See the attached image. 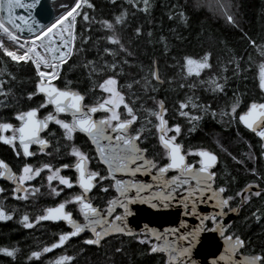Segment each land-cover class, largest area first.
Listing matches in <instances>:
<instances>
[{
    "label": "trees",
    "instance_id": "16d2710c",
    "mask_svg": "<svg viewBox=\"0 0 264 264\" xmlns=\"http://www.w3.org/2000/svg\"><path fill=\"white\" fill-rule=\"evenodd\" d=\"M230 1L235 24L201 6L198 0H148L147 5L144 0H88L93 7H84L82 11L87 12L89 21L77 17L75 50L55 83L61 89L80 92L85 97V105L89 106L105 98L99 84L109 76H115L118 90L138 115L133 128L144 126L140 146L147 149L148 158L155 159L161 166L167 159L155 127L158 122L149 110L159 111L158 105L163 102L167 128L180 126L176 142L182 145L190 163L198 159L188 153L198 149H209L219 156L216 184L227 188L225 195H235L249 184L261 188L262 196L250 197L243 205L239 197L231 201L234 206L240 205L241 210L229 228L230 234L246 240L243 253L259 254L264 253L263 150L259 139L239 123L238 117L251 102H264L258 76L264 48V0ZM143 8L146 11H142ZM121 14L123 21L116 24V17ZM104 21L112 23L113 29H108ZM138 28L139 35L136 33ZM113 34L120 39L123 50L108 42L107 37ZM105 49L112 50L113 54ZM206 55L210 67L202 69L199 76L195 71L188 75V67L193 68V65H186V58L199 62ZM112 63L117 65L115 71L108 69ZM155 66L159 82L152 76ZM212 80L221 84L223 90L213 91ZM0 81L3 82L0 84V123L15 125L17 114L33 108L38 109L41 117L52 112L48 106L39 107L44 103L42 96L35 94L29 99L38 81L32 63L12 61L1 48ZM128 84L132 87L128 88ZM189 100L197 107L193 109L189 103L181 110L180 103ZM237 102L236 112L231 113L232 105ZM119 111L124 112L122 107ZM181 111L199 118L193 121L182 116ZM61 119L69 122L67 117ZM167 135L171 137L175 133L169 131ZM45 136L50 143L48 149L45 152L35 150L33 159L28 162L21 154H16L20 152L17 145L14 148L0 143V157L20 174L25 163L34 167L47 163L53 168L73 164L75 158L69 153L75 146L89 157V170L106 175L93 147L83 135L74 133L73 140L67 141L63 130L54 124ZM251 153L254 163L248 158ZM62 174L75 183V173L70 169L63 170ZM46 175L43 172L33 182L39 188L38 196L26 200L15 198L17 194L12 186L0 182V189H3L0 205L11 214V219L0 221V248L15 250L14 259L0 254V264H55L64 255L73 257L71 264H165L163 254L150 253L152 242L142 235L113 237L100 247L85 244L89 236H84L71 241L62 250L45 255L42 249L68 229L63 223H40L35 222V218L44 214L47 208L79 193L77 186L72 189L59 186L58 189L63 188V191L60 196H53ZM101 187L108 191H101ZM114 196L112 183L103 180L96 185L90 199L95 206L105 209ZM66 208L72 211L74 218L80 219L75 204H68ZM254 212L260 216L259 220L253 216ZM24 215L34 222L33 227H24ZM139 239L149 242L141 244ZM33 251H40L41 256L30 258Z\"/></svg>",
    "mask_w": 264,
    "mask_h": 264
},
{
    "label": "snow or ice",
    "instance_id": "6c2138e0",
    "mask_svg": "<svg viewBox=\"0 0 264 264\" xmlns=\"http://www.w3.org/2000/svg\"><path fill=\"white\" fill-rule=\"evenodd\" d=\"M131 2V0H130ZM148 0H144L147 5ZM36 3V0L25 2V0H0V21L4 22L5 26L10 31L15 30V33H22L27 31L31 38V44L35 47L36 52L38 48L42 49V46L48 43L49 47H52L50 41L54 40V51L51 55V62H38L29 56V48L27 40L21 42L20 37L17 36L13 41L18 49H24L22 53L7 52L6 55L12 59V61H31L38 81L34 93L29 94V99L32 95L37 93L43 94L44 103L40 104V108L52 105L54 112H50L43 119L37 118L38 109H31L26 112L17 114L16 119L21 122L18 128L13 129L10 123H0V142L12 145L15 148V141L18 139L20 148L22 150L23 157L27 158L35 155L34 152H30L29 147L32 144L40 146L41 152L48 147V141L40 136V133L46 129L49 123H54L63 130L64 139L72 141L74 133L79 131L85 134L95 146L96 155L100 162L106 166L107 176L101 175L97 171H91L87 168V161L89 157L73 146L70 151V155L75 158L74 165L64 164L60 167L53 168L50 164H43L41 167H33L30 164L25 163L20 171L19 175H15L6 163L0 161V177L6 178L12 181L16 187L13 189L14 193H19L15 198L26 199L28 189L25 187L26 182L31 181L36 176H39L41 171L47 170L46 180L50 192L53 196H60L63 188H57L52 186V182L55 180L58 185L64 186V188L72 189L77 186L80 189L78 194H73L69 199L62 200L55 207H49L45 210L43 215H39L35 218V222L39 221H63L66 223L70 231L59 234L58 239L50 246L44 247L43 252H49L52 249L62 247L71 238L79 236L85 231L92 234L91 239L84 241L88 245H98L101 240L111 234H124L131 235V231L128 229L125 223V218L130 215L129 204L133 203V198L128 196L131 191L136 192V198L143 201L156 200L159 201L164 207H169L173 201L182 205L186 209L187 214H196L197 204L204 203L205 201H213V206L218 208L219 211L212 217L215 223L216 217H223L225 215L224 209L229 208L230 211L235 212V208H230V202L236 197H239L242 203H247L250 197H260L262 192L258 189L257 185L249 184L241 191L235 193V195H224L227 192L225 186L214 187L217 174L212 169L217 163V156L207 150H199L195 153L189 152L190 155H196L200 157L198 164L199 167H194L193 164L187 163L185 154H182V145L176 143V137L180 134L181 128L179 125H175L173 128H167V120L164 118L163 113L166 112L163 102H160L158 107L159 111L149 110V114L154 116L158 122L155 127L159 133L158 139L160 146L164 150V154L167 159V163L158 165L155 159H149L146 156L147 149L140 146L142 143V133L144 126L140 125L137 128H133L138 120V115L134 108L125 101V96L118 90V80L115 76H109L99 84L100 90L106 94L105 98L92 106H84L82 101L84 97L77 92L69 90H61L55 86H51V81L57 79L59 69L61 65L67 62L68 58L72 55L74 49V42L76 39V33L72 31L74 24V18L80 17L84 21H89L87 12H83L84 7L92 8L93 5L88 0H74L73 4L60 15L57 20L52 24L41 28L36 31L38 25L27 26L20 21V14L17 10L28 9L31 10V6ZM135 6V5H133ZM146 11V8L141 9ZM123 14L116 17L115 23L120 24L123 21ZM226 20L230 24H235L232 16H227ZM68 25L71 35H62V38H57V30L59 29L63 33L64 24ZM103 24L108 29H113V24L104 21ZM59 26V27H58ZM55 30V31H54ZM137 35L140 34V29H136ZM150 35V34H149ZM108 42L113 45H119L123 50V45L120 39L115 35L107 37ZM39 41V44L36 43ZM254 43V42H253ZM3 43L0 42V46ZM110 55L113 54L112 50L105 49ZM41 56H44V51L38 52ZM209 57L204 56L203 60L196 61L192 58H186V65H196L195 75H200V69L209 68ZM117 65L112 63L108 65L110 71H115ZM264 71V66H262ZM193 70L188 67V75H192ZM152 76L154 79H159L158 73L153 71ZM3 82L0 81V84ZM48 86H45V85ZM214 85L213 91H222L223 86L216 83L215 80L211 81ZM131 88L132 85H126ZM260 87L264 90V77L261 76ZM191 103V107L195 109L197 105L192 103L191 100L188 103H180L179 108L181 110L188 107ZM123 108V114L119 111ZM238 107V102L231 107V113H235ZM97 112H103L105 115L100 119H93V114ZM66 113L71 116V121H65L58 118L59 114ZM182 116L190 117L195 121L199 117L191 115L189 112L181 111ZM215 115V113H213ZM225 115V113H221ZM239 123L245 128L251 131L261 142L262 149H264V103H252L248 106L247 111L243 112L238 117ZM13 131V135L5 136V131ZM172 131L175 135L169 137L167 132ZM15 133H18L16 135ZM59 149H57L58 151ZM18 156L20 152L16 153ZM50 154V153H48ZM264 155V152H262ZM74 168L77 173L75 183L67 176L60 175L62 170ZM155 170V173H153ZM169 171H174L176 175L167 177ZM117 174L130 177V179H117ZM140 175H151L153 181L157 183L143 184L137 182L134 178ZM255 174V170H253ZM105 179L114 180V188L118 193V197L108 201L107 208L101 210L94 206L89 193L96 187V185ZM156 189L153 191V189ZM101 191H108V188L101 187ZM3 191V189H0ZM39 192V188L34 189L31 194ZM142 192H146V196H141ZM75 204L82 216V222H78L73 218L72 211L66 210V205ZM156 207V204L152 205ZM122 208V214H114L116 208ZM190 208V213L187 211ZM253 216L259 220L260 216L256 212ZM11 219V214L7 213L3 208H0V220ZM207 219V217H204ZM24 227H33L32 221H30L28 215L22 217ZM182 227L186 225L181 224ZM224 225H218L217 230L220 235L224 237L225 251L220 256V260L225 264H264V253L240 255L237 258L238 251L246 247V240L241 238L240 235L225 234ZM149 233L154 237L156 243L150 244V252L163 253L166 256L165 264H186V260L190 255L192 247L197 242V231L184 233L179 236L176 235L177 229H166L162 233H158L155 230H149ZM178 241H186V246H179ZM141 244L148 243L146 239H139ZM0 254L6 255L11 258H15V250L9 248H0ZM41 256L40 251H33L30 258H39ZM73 257L70 255H64L59 257L55 264H71ZM190 264V261L188 262Z\"/></svg>",
    "mask_w": 264,
    "mask_h": 264
},
{
    "label": "water",
    "instance_id": "95a60500",
    "mask_svg": "<svg viewBox=\"0 0 264 264\" xmlns=\"http://www.w3.org/2000/svg\"><path fill=\"white\" fill-rule=\"evenodd\" d=\"M11 2H12V0H10V3ZM17 2H19V0H17ZM25 2H29V4H31V0H25ZM69 6H70V4H69L68 0H36V3L31 6L30 12H28L27 8L25 9V11H23V10H17V11L20 14V21L22 24H26L27 26L38 25V27H36V31H39L41 28L46 27V26L52 24L55 20H57V18L60 15H62L65 12V10L67 9V7H69ZM76 22H77V19L74 18V24L72 27V31H74L75 33H76ZM0 23H1L0 24L1 30L5 31L4 30V28H5L10 33L14 34L16 37L19 36L20 39H22V40H24V39L25 40H31V38H30L31 34H29L27 31H24L22 33H19V32L15 33V30L10 31L9 28L6 27L4 22L0 21ZM62 35H71V32H69L68 25L66 24V21L64 24L63 33H61V31L59 29L57 30V38H62ZM75 41H76V39H75ZM37 42L39 43V41H37ZM48 43L49 42H46V44L44 46H42V48H44L43 51L46 53L47 59L49 60V62H51V55H52V52L54 51L55 41L54 40L50 41V43L52 44V47H49ZM33 49L36 52L35 47ZM40 50H42V49H40V48L37 49V51H40ZM74 50H75V42H74L73 53H74ZM36 53H38V52H36ZM73 53H72V55H73ZM72 55L68 58L67 62L70 60ZM64 64L61 65V69L59 70V74H58L57 79L59 78V75L62 71ZM155 71L158 73L156 66H155ZM57 79H55V80H57ZM55 80H53V81H55ZM53 81H51V86H55V87L59 88V86ZM156 81L159 82L160 80L156 79ZM45 86H48V85L46 84ZM59 89H61V88H59ZM61 90L74 91V92H77L80 95H82L80 92H78L76 90H72V89H61ZM37 94L39 96H42L44 99L43 94H40V93H37ZM252 103L259 104V103H264V102L254 101V102H251L250 104H252ZM82 104L84 106H86L85 105V97H84V100L82 101ZM47 106L51 107L53 110L52 112H54L52 105H47ZM89 106H92V105H89ZM245 111H247V109ZM98 114H105V113L97 112V113L93 114V119H100L103 117V116L97 117ZM60 116H66L71 121V116L69 114L61 113V114H59V117ZM37 118L38 119L44 118V117L39 116V111L37 112ZM16 121L18 124L12 125L13 129L18 128L21 125V122L19 120L16 119ZM238 121H239V119H238ZM53 124L54 123L50 122L48 127L40 133V136L43 137L45 140H47V138H45L43 136V134ZM245 129L248 130L247 128H245ZM10 132H12V131H10V130L5 131L3 133V135H5V136L13 135V134L8 135ZM249 132H251V131H249ZM76 133L81 134L84 137H86L87 140L90 142L91 146L93 147L95 153H96L95 146L91 143L90 139L85 134L80 133L79 131H77ZM15 134L18 135V133H15ZM256 138L259 139L258 137H256ZM1 143L4 145H9V144H5L3 142H1ZM15 143L20 148L18 139L15 141ZM176 143H178V142H176ZM49 145H50V143L48 141V147H49ZM34 148L40 149V146L36 145V144L30 145V147H29L30 152H33ZM261 149H262V146H261ZM20 150H21V148H20ZM199 150L210 151L209 149H198L197 151H199ZM262 150L264 152V149H262ZM210 152L217 156V163L214 166V168L212 169L213 171L216 172V169H217L218 164H219V156L216 153H214L213 151H210ZM21 153H22V150H21ZM182 154H185L183 152V149H182ZM32 157L33 156H30L27 158L24 157V158H25V160L29 161L32 159ZM97 159H98V157H97ZM185 159H186V162L188 163V159H187L186 155H185ZM199 159H200V157H198V161H199ZM262 160H263V164H264V155H262ZM0 161H3L4 163H6L8 165V167L12 170V172L15 175H17V173L12 169V167L7 162L2 160L1 158H0ZM98 161L106 169V166L104 164H102L99 159H98ZM192 164L194 165V167H197V168L199 167L198 163H197V166L194 163H192ZM87 168H88V165H87ZM70 169L75 171L74 168H70ZM106 172H107V169H106ZM153 173H155V170H153ZM172 173H175V172L169 171L166 175H169ZM76 175H77V173H76ZM175 175H176V173H175ZM116 178L117 179H130V177L122 176L120 174H117ZM134 179L137 182L143 183V184L155 185L157 183L156 181H153L151 175H147V174H145V175L137 174V176ZM106 180H109L112 182V188H113V191L115 193L114 198H117L118 193L115 191V188L113 186L114 180H112V179H106ZM0 182L6 183L12 187H16V185L12 181H10L6 178H3V177H0ZM252 185H257V184H252ZM214 187H217L216 182H215ZM94 189L95 188H93V190ZM93 190L89 193V198H90V194L93 192ZM155 190L156 189L154 188L153 191H155ZM253 190L254 191L255 190H261V188L258 186V189L254 188ZM140 195L143 197V196H146L147 193L142 192ZM128 196L133 198L134 202L128 205L131 214L125 218V223L127 224L128 229L131 231L132 234L131 235L111 234V235L104 237L98 245H90V246L100 247L104 241H106L110 238H113V237H117V236H124V237L131 238V237H137L139 235H143L145 237H148L153 243H156L154 237H152L149 233L150 229L155 230L158 233H162L166 229H177V233H176L177 236L184 234V233L197 231V242L192 247L190 255L186 260V264H188L189 261H190V264H225V262L221 261L219 258L222 254H224L226 245L224 242V237L220 235V232L217 230V228H218V225H221V224L224 225L225 226L224 231H225V234L227 235V232L229 230L230 225L234 222V220L240 214V210H241L240 205L237 207H234L236 209L235 212L230 211L229 208H225L224 209L225 215L222 218L216 217V221L214 223L212 217L219 211V209L215 208L213 206V204H214L213 201H205L204 203H198L197 209H196V214H187L186 215L185 214L186 209L182 205L177 204L175 201H173L169 207H164L162 204H160L159 201H156V200L143 201L141 199L136 198V192L134 190L129 192ZM114 198H112V199H114ZM153 204H156V207H153L152 206ZM241 204L243 205L244 203L241 202ZM187 211L190 213V208ZM122 213H123V209L117 207L114 214H122ZM204 217H207V219H204ZM73 218H74V216H73ZM74 219H76V218H74ZM76 220L78 222H82L83 218L81 216V220H79V219H76ZM39 222L40 223H52V224L63 223L66 226V228L70 231L69 226L66 223H64L63 221H57V222L39 221ZM182 222L184 225H186V227L181 226ZM209 222L213 223V225L210 228H208V226H207ZM84 236H89L87 239L93 238L92 234L90 232L85 231L84 233H81L79 236L71 238L68 242H66V244L64 246L52 249L49 252H44V254L49 255V254H52L56 251L62 250L71 241L77 240V239L84 237ZM178 245L179 246H186L187 242L186 241H178ZM240 251H238V253H237V258L240 255H246V254L239 253ZM150 253L151 254H163V253H152V252H150ZM163 255H164L165 261H166V256H165V254H163Z\"/></svg>",
    "mask_w": 264,
    "mask_h": 264
},
{
    "label": "rangeland",
    "instance_id": "374dc122",
    "mask_svg": "<svg viewBox=\"0 0 264 264\" xmlns=\"http://www.w3.org/2000/svg\"><path fill=\"white\" fill-rule=\"evenodd\" d=\"M198 3L201 6L206 7L212 13L217 14L218 16H222L224 18H226L227 16H232V18L234 20V10H233V5H232V3H231L230 0H198ZM13 41H15V39L11 38L8 35V33H6L3 30H1V33H0V42H2L3 45L0 46V48L3 50L4 53H6V51L7 52H12V53H17L18 48H17V46L15 45V43ZM36 43L39 44L37 41H36ZM33 48H34V46L32 47V51L34 53H36ZM43 50H44V48H43ZM43 50H40L38 52H42ZM38 55H39V58L40 59H35L36 61H38V62H49V60L47 59V55H46L45 52H44V56H41L40 53H38ZM261 56H262V58H260L259 74H258V76H259V83L261 82V76L264 77V71H262V66H264V48L261 50ZM28 62H31V61H28ZM192 70L193 71H196L197 70L196 69V65H193ZM201 70L202 69H200V71ZM56 81L57 80H55L53 82H56ZM262 91L264 92V90H262ZM248 158H249L250 162L254 163V156H253L252 153L249 154V157ZM43 172H46L47 173V170L41 171V173H40L39 176H36L31 181L26 182L25 187L28 189V194H27V198L26 199H28L30 197H33V196H38L37 195L38 194L37 192L34 195L31 194L34 191V189L37 188V187H35L33 185V182L35 180H37L38 178H40V176L43 174ZM60 175H63L62 172L60 173ZM52 186L58 188L59 186H62V185H58V183L54 180L52 182ZM62 187H64V186H62ZM26 199H24V200H26ZM0 208H2L1 205H0ZM0 221H2V220H0Z\"/></svg>",
    "mask_w": 264,
    "mask_h": 264
},
{
    "label": "flooded vegetation",
    "instance_id": "af4514ba",
    "mask_svg": "<svg viewBox=\"0 0 264 264\" xmlns=\"http://www.w3.org/2000/svg\"><path fill=\"white\" fill-rule=\"evenodd\" d=\"M48 107H49V106H48ZM50 108H51V107H50ZM51 109H52V108H51ZM52 111H53V110H52ZM40 117H41V116H40ZM44 117H45V116H44ZM63 117H66V116H60V117H58V118L61 119V118H63ZM67 118H68V117H67ZM68 119H69V118H68ZM69 122H70V119H69ZM16 124H18V123H16ZM16 124H15V125H16ZM53 125H54V124H53ZM53 125H52V126H53ZM52 126H51V127H52ZM51 127H50V128H51ZM50 128H49V129H50ZM49 129H48V130H49ZM48 130H47V131H48ZM47 131H46V132H47ZM46 132H45V133H46ZM45 133L43 134V136L46 138ZM75 133H76V132H75ZM10 134H14L13 131L10 132L8 135H10ZM0 143H1V142H0ZM1 144H2V143H1ZM2 145H4V144H2ZM15 145H17V144L15 143ZM4 146H11V145H4ZM17 147H18V149L20 150V148H19L18 145H17ZM47 149H48V148H47ZM47 149H46V150H47ZM182 149H183V148H182ZM35 150H39V151H41V150L38 149V148H34V149H33V152H34V153H35ZM46 150H45V151H46ZM45 151H44V152H45ZM20 153H21V150H20ZM95 154H96V153H95ZM185 155H186V154H185ZM21 156L23 157L22 153H21ZM33 157H34V155H33ZM33 157H32V159H33ZM96 157H97V156H96ZM0 158H1V157H0ZM23 158H24V157H23ZM1 159H2V158H1ZM24 159H25V158H24ZM32 159H31V160H32ZM149 159H150V158H149ZM187 159H188V158H187ZM197 159H198V157H197ZM2 160H3V159H2ZM97 160H98V159H97ZM25 161H27V160H25ZM29 161H30V160H29ZM27 162H28V161H27ZM98 162H99V161H98ZM74 163H75V162H74ZM74 163H73V164H74ZM166 163H167V162H166ZM188 163H190V162L188 161ZM197 163H198V160H197V162H195L194 164H196V166H197ZM73 164H71V165H73ZM191 164H192V163H191ZM87 165H88V161H87ZM100 165H101V164H100ZM101 166H102V165H101ZM102 167H103V166H102ZM69 169H70V168H69ZM88 169H89V165H88ZM104 169H105V168H104ZM65 170H67V169H65ZM70 170H71L72 172L75 173V178H76V176H77V175H76V172L73 171L72 169H70ZM105 170H106V169H105ZM62 171H63V170H62ZM62 171H61V172H62ZM16 173H17V172H16ZM17 175H19V174L17 173ZM106 175H107V172H106ZM106 175H105V176H106ZM172 175H175V173L169 174V175H167V177H171ZM105 180H106V179H105ZM110 182H111V181H110ZM1 183H3V182H1ZM111 183H112V182H111ZM217 187H218V186H217ZM12 188L14 189L15 187H12ZM77 188H78V187H77ZM112 189H113V188H112ZM78 190H79V188H78ZM93 191H94V190H93ZM79 192H80V190H79ZM16 194L19 195V193H16ZM91 194H92V193H91ZM91 194H90V196H91ZM114 194H115V193H114ZM114 197H115V196H114ZM114 197H113V198H114ZM238 206H239V205H238ZM234 207H237V206L232 205L231 202H230V208H234ZM66 209H67V208H66ZM100 209H101V208H100ZM105 209H106V208H105ZM102 210H104V209H102ZM79 220H81V216H80V219H79ZM235 220H236V219H235ZM235 220H234V221H235ZM232 224H233V223H232ZM232 224H231V225H232ZM212 225H213V223H212V222H209L207 226H208V228H210ZM231 225H230V226H231ZM229 228H230V227H229ZM68 231H69V230H68ZM227 234H230V233H229V230H228ZM139 236H140V235H139ZM142 236H143V235H142ZM149 240H150V239H149ZM150 241H151V240H150ZM151 242H152V241H151ZM152 243H153V242H152ZM243 250H244V249H243ZM243 250H241L239 253L245 254V253H243ZM246 255H251V254H246Z\"/></svg>",
    "mask_w": 264,
    "mask_h": 264
},
{
    "label": "bare ground",
    "instance_id": "6f19581e",
    "mask_svg": "<svg viewBox=\"0 0 264 264\" xmlns=\"http://www.w3.org/2000/svg\"><path fill=\"white\" fill-rule=\"evenodd\" d=\"M69 1V4H70V6L73 4V2H74V0H68ZM1 24V23H0ZM2 26V25H1ZM4 32H6V33H8V35L11 37V38H13V39H15L16 40V36L14 35V34H12V33H10L7 29H5L4 28ZM21 40V42H23V40L22 39H20ZM29 43H28V45H26V47H28L30 50H29V56L31 57V58H33V59H40L39 58V55H38V53H34L33 51H32V47H33V45L31 44V40H27ZM13 45V44H12ZM11 45V46H12ZM24 51V49H18V51H17V53L19 54V53H22ZM61 69V68H60Z\"/></svg>",
    "mask_w": 264,
    "mask_h": 264
}]
</instances>
